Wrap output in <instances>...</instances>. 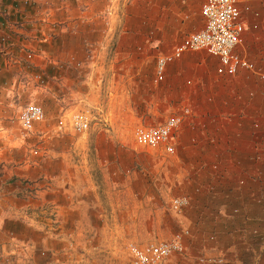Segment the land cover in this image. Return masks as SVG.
<instances>
[{"label": "crops", "instance_id": "crops-1", "mask_svg": "<svg viewBox=\"0 0 264 264\" xmlns=\"http://www.w3.org/2000/svg\"><path fill=\"white\" fill-rule=\"evenodd\" d=\"M201 1L0 4V264H124L127 244H145L136 242L138 235L128 238L130 229L151 230L158 222L154 210L180 196L188 197V207L171 214L175 229L187 232L182 252L159 264H264V81L245 71L218 75L214 58L185 53L152 83L155 57L202 27ZM241 19L247 28L235 52L264 71V0H252ZM70 56L78 65H67L58 81L68 87L83 76L89 86L72 87L70 98L92 101L98 91L146 96L147 108L131 107L135 125H156L189 108L173 155L160 161L137 150L132 136L112 134L78 136L69 152H50L45 158L55 161L53 169L41 167V153L38 161L25 156V140L9 132L8 108L17 93L12 77L23 72L21 60L44 68L51 57L64 62ZM53 85H42L43 103L59 92ZM20 144L15 154L12 147ZM15 155L18 164L7 169ZM145 161L154 164L148 168ZM128 209H134L129 218ZM143 212L150 217L143 220ZM145 237L165 240L151 231Z\"/></svg>", "mask_w": 264, "mask_h": 264}, {"label": "built area", "instance_id": "built-area-1", "mask_svg": "<svg viewBox=\"0 0 264 264\" xmlns=\"http://www.w3.org/2000/svg\"><path fill=\"white\" fill-rule=\"evenodd\" d=\"M251 3L252 0H202L199 7L200 16L203 19L202 27L182 37L167 53L155 57L152 83H158L163 79L164 69L168 63L190 51H203L214 58L216 60L214 71L218 75L231 76L239 71H245L254 74L258 81H264V71L235 52V47L241 44L242 33L247 28L241 19V14L249 12ZM4 41L5 38L0 36V44ZM32 56L31 52L25 54L27 60L32 59ZM70 64L78 65L72 56L64 62L56 63L55 69L62 71ZM32 77L39 85L45 83L41 72H35ZM250 95L251 93L248 97ZM190 114L189 108L181 107L177 113L168 115L159 124L135 125L132 129L133 143L139 147L156 151L157 154L173 155L179 127ZM43 119L44 112L35 103H27L19 110L18 120L24 132L30 131L35 123ZM92 119V111L88 107H82L72 110L66 116L63 115L57 121V127L66 126L73 133L82 134L88 129ZM252 126L257 127L258 123L254 121ZM251 158L253 160L259 158L257 150L253 152ZM211 168L214 169L215 166L211 165ZM243 184L242 179L237 181V186ZM188 203L186 196L170 198L168 208L172 214L178 215L188 207ZM186 234V231H181L168 239L157 242L142 245L127 244L125 250L129 257V264H159L164 258L181 253L183 248L181 238Z\"/></svg>", "mask_w": 264, "mask_h": 264}, {"label": "rangeland", "instance_id": "rangeland-1", "mask_svg": "<svg viewBox=\"0 0 264 264\" xmlns=\"http://www.w3.org/2000/svg\"><path fill=\"white\" fill-rule=\"evenodd\" d=\"M42 52L45 53V50H42ZM186 53L198 54L204 60L211 57L203 51H190ZM58 62L59 61L55 59V57H51L48 63L44 65V68H42L38 65H33L31 62L21 60L18 66L21 67L22 64L24 70L21 69V71H23L21 73L17 71L12 77L11 88L17 91V93L13 94V100L11 101V104L8 108L12 116L10 123V127L12 128L9 129L10 134L19 136L25 140L23 147L24 153L25 156H29V159L31 158V160L38 161L41 153V167L44 166L47 169H53L55 161L51 157L45 158V156H50V152H69L72 146L70 141L74 140L78 136L94 137L99 135L113 134L114 136L131 137L132 129L134 125L137 124L134 122V119H132L133 113H136V111H134L133 108L131 110V107L133 106L135 109L140 108V111H142V105L147 108L145 102H148L146 96L144 98L138 95L120 96L117 93L113 95L111 92L110 94H107L106 92L102 91H98L97 96H94L95 99L92 101H87L86 99L79 100L72 97L70 98V90L72 87V90L78 88L83 92L85 91V88L87 89L89 86L84 81H82L83 76H80L77 79L76 85L74 84L69 86L67 84L68 87H66L60 84L58 81L60 71L55 69V64ZM36 71L41 72L45 76V80H51L55 84L57 83V85L53 86L57 88L59 92H57L55 97L50 96L45 103H43L44 98H42L41 93V89L43 88L42 85L36 83L32 78V74H34ZM27 103H35L39 105L44 114L46 113V116L44 115L42 122L35 123L30 131L24 132L20 127L18 115L21 107ZM82 107H88V109L92 111L93 116L88 129L84 133L75 134L66 126L62 128L57 127V121L63 115L66 116L67 114L71 113L72 110ZM97 107L100 108V111L97 109ZM104 111L109 112L106 117L103 116ZM150 113L151 112L149 111L147 115ZM167 113L168 112L165 114ZM152 114L153 117H156V112H152ZM40 123H42V130L39 127ZM135 147L137 150L145 152L146 155L148 154L150 156H155L160 161L165 160L167 157L159 153L157 154L156 151L153 150L145 149L137 145H135ZM12 149L15 154H18L22 151V144L13 146ZM32 151H34V153H32ZM18 156L15 155L10 161H6V164L4 165L7 166V169L18 164ZM145 163L148 168L154 164L153 161L152 164H150L148 161H145ZM165 167V162L164 164L157 165V169L159 170H162ZM129 206L130 205L128 204V207ZM159 209L160 210L158 211L154 210L156 218H158V222L155 224L154 228L152 227L150 230L149 227L147 229H143L141 232L130 229L128 238L138 235L140 241L136 242L147 244L148 241L145 239V234H147L149 231L156 233L159 236V239H164L163 237L166 239V236L171 234V232H176L178 230L181 231L180 229L182 227L175 229L176 218L171 214L167 205L164 203L159 207ZM130 210L131 209L127 210V218L132 215L134 209L131 210L132 212H130ZM142 217L144 220L146 217L149 218L150 216L148 213L143 212ZM119 250L123 251L122 247H120ZM122 261H124V264H129V257L127 256L126 251L122 252Z\"/></svg>", "mask_w": 264, "mask_h": 264}, {"label": "trees", "instance_id": "trees-1", "mask_svg": "<svg viewBox=\"0 0 264 264\" xmlns=\"http://www.w3.org/2000/svg\"><path fill=\"white\" fill-rule=\"evenodd\" d=\"M13 1V0H12ZM8 2H10V0H1V5L3 6V5H5V4H8Z\"/></svg>", "mask_w": 264, "mask_h": 264}]
</instances>
